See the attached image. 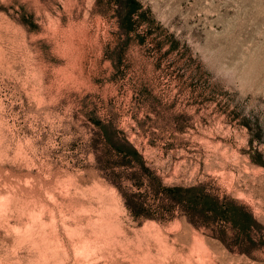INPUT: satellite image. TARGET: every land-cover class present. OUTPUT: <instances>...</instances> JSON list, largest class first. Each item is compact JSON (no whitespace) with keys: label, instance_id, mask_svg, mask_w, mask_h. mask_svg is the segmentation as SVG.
I'll use <instances>...</instances> for the list:
<instances>
[{"label":"rangeland","instance_id":"obj_1","mask_svg":"<svg viewBox=\"0 0 264 264\" xmlns=\"http://www.w3.org/2000/svg\"><path fill=\"white\" fill-rule=\"evenodd\" d=\"M138 1L128 32L113 0H0V264H264L185 217L134 219L94 122L264 225V0Z\"/></svg>","mask_w":264,"mask_h":264},{"label":"trees","instance_id":"obj_2","mask_svg":"<svg viewBox=\"0 0 264 264\" xmlns=\"http://www.w3.org/2000/svg\"><path fill=\"white\" fill-rule=\"evenodd\" d=\"M116 16L126 23L127 31L138 24L142 5L138 0H113ZM27 24L28 21H24ZM33 26V25H32ZM101 130L103 155L97 154V162L103 160L110 168L106 176L121 194L131 216L140 221L167 222L185 217L196 229H205L208 235L220 241L231 251L253 256L264 248V225L239 199L221 194L212 182L191 185H167L161 176L147 165L141 152L126 135L110 124L94 121ZM246 126L252 130L251 125ZM256 137L262 140V131L257 127ZM255 138L250 140L253 146ZM252 161L264 167V153L257 150ZM128 182L129 185H123ZM131 186V187H130ZM137 188L138 190H134Z\"/></svg>","mask_w":264,"mask_h":264}]
</instances>
